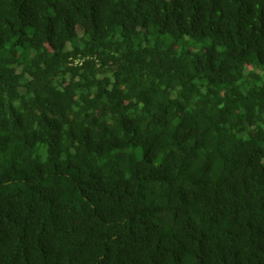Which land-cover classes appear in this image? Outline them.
<instances>
[{
  "label": "trees",
  "instance_id": "obj_1",
  "mask_svg": "<svg viewBox=\"0 0 264 264\" xmlns=\"http://www.w3.org/2000/svg\"><path fill=\"white\" fill-rule=\"evenodd\" d=\"M0 264H264V0H0Z\"/></svg>",
  "mask_w": 264,
  "mask_h": 264
}]
</instances>
